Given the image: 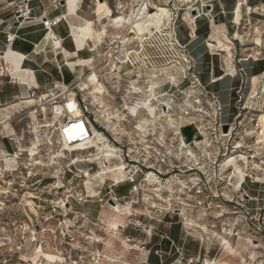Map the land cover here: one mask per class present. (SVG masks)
I'll use <instances>...</instances> for the list:
<instances>
[{
  "label": "rangeland",
  "instance_id": "374dc122",
  "mask_svg": "<svg viewBox=\"0 0 264 264\" xmlns=\"http://www.w3.org/2000/svg\"><path fill=\"white\" fill-rule=\"evenodd\" d=\"M24 1L0 0V15L10 18L8 22L21 21ZM35 1L47 13L62 5L59 0ZM131 1L80 0L77 11L86 20L78 13L71 19L84 23L76 37L82 42L90 38L92 48L83 50V59L68 61L74 64L72 70L66 68L68 79L59 68H53L59 74L57 82L35 89L34 94L40 97L59 85L67 88L65 95L55 101L49 97V105L44 107L22 109L0 126V152L14 154L19 144L23 150L16 160L17 172L3 173L0 178V264H112L111 260L113 264H264V73L251 77L244 65L264 64V8L261 14L250 15L243 9L239 25H235L232 15L219 17L216 7L211 13L217 0H201L204 7L193 18L192 30L200 28L203 35L207 27L209 33L200 43L196 32L188 36L183 22L190 13L188 4L150 0L153 5L167 3L173 20L167 33L178 26L181 46L174 45L175 36L172 43L165 35L163 42H151L142 61H135L125 58L126 52L138 51L137 42L128 35L129 26L115 31L108 18L99 21L96 13L99 2L110 11V20L122 13L128 16L139 0ZM103 26L106 36L95 42L89 31L101 32ZM125 35L127 44L118 43ZM258 36L262 46L256 51L253 43ZM212 42L214 49L208 47ZM203 49L222 77L206 72L207 61L190 53ZM255 52L259 55L254 56ZM58 59L65 64L62 56ZM112 65L119 70L113 72ZM92 74L104 89L98 101L89 94L91 86L79 90L81 76ZM150 80L156 85L158 112L163 109L172 116L171 126L165 118L143 124L150 110L141 108ZM56 92L62 95L65 90ZM68 93L77 95L90 125L116 149L125 165V183L117 185L108 175V180L96 183L98 196L93 198L87 197L84 173L94 174L104 167L101 161L85 162L95 152L57 156L62 148L56 128L62 119L53 114V107ZM44 124L51 127L37 128L38 136L33 134L36 126ZM224 125H228L226 133ZM201 129L207 130L209 144L203 141ZM238 146L242 148L236 149ZM189 151L196 162L188 157ZM35 153L32 159L29 155ZM230 159L241 168L249 165L238 189V179L223 168ZM150 172L173 190L163 193L161 201L154 192L143 191L150 188L143 182ZM133 188L136 194H131ZM111 199L121 205L128 203L129 215L117 220L108 207ZM114 222H120L118 231L110 226ZM111 233L136 249L125 252Z\"/></svg>",
  "mask_w": 264,
  "mask_h": 264
},
{
  "label": "bare ground",
  "instance_id": "6f19581e",
  "mask_svg": "<svg viewBox=\"0 0 264 264\" xmlns=\"http://www.w3.org/2000/svg\"><path fill=\"white\" fill-rule=\"evenodd\" d=\"M134 1L135 0H133L131 2L133 3ZM59 2H61V1L59 0ZM136 3H137L136 5L131 6V9H130L128 16H125L122 13V14H119L118 17H116L115 19L110 20V18H109V17H111L109 15L110 11L106 7H104V9L102 10V12L99 16L100 20L108 18V21H111V23H112L111 24V26H113L112 29H114L116 31L123 28L124 25L129 26L128 35H130L132 37V40L135 41V43L137 42L138 51H133V52H128V53L126 52L125 58L132 57L135 61H139V60L142 61L141 59L143 58L142 54L144 52V49L147 47L152 48V46H151L152 41L163 42V36H165V35L170 38L169 41L172 43L174 41L173 37L175 36L174 45L176 47L181 46V42L178 39V31H179L178 26H174V30L172 29V32L167 33L168 30L170 29L169 26L172 25L171 23L173 21L172 20V14H171L172 12L169 9V6L167 5V3L163 2V4H158V5L154 4L153 5L150 0H139ZM176 3H178L180 5L185 4V3L188 4L190 7L188 8L187 11L189 12V10H191V9H197L199 15L201 14V11L204 7V2L201 0H176ZM97 6L100 7L101 4L99 2H97ZM242 7H243V4L241 1H239V2H236L234 8L232 9V22L234 21L233 24H235V25H239V22L241 20ZM119 9H122V8H119ZM248 11H250V9H248ZM189 15L190 14L187 13V17L184 16L185 19L183 20V22L185 23V28H187L188 32H189L188 36L193 34L194 30H192V25L195 26V21H196ZM62 20H63V18H60V19L57 18V24ZM105 28L106 27L103 26L101 32L100 31L96 32L95 30L90 29V31H89L90 36L94 37V39L96 37L99 41H102L103 38H105V36H106ZM236 35H238V34H236ZM125 37H126V35L123 36L122 38L121 37L119 39L117 38L118 39L117 42L120 44H123V45L127 44L128 39L125 40ZM89 40L90 39H87V41H84V43H85L84 47L87 51L89 48H92ZM48 41L55 42L56 44L59 45V40L57 38H52V35L50 33L46 36L44 43H48ZM253 45L256 46V51H258L257 49L261 48L262 40H261L260 36H258L256 39H254ZM208 47L210 49H214L215 48L214 42L209 43ZM90 51H91V53H93L92 51H94V50L92 49ZM256 55H259V52H255L254 56H256ZM250 57L252 58V56H250ZM121 63L124 64L125 61L124 62L122 61ZM116 70H119V68L115 65H112V71L114 72ZM8 71L10 72L9 67H8ZM162 74H161V76H162ZM83 77L84 76H81V78L79 79L80 80L79 90L84 91V90L88 89L89 86H91L92 88L89 89L90 90L89 94L92 96V98L95 101L100 100V97L103 95L104 89H103V86L100 84L97 76L95 74H92V75L87 76L84 79H83ZM148 84H149L148 89H146L144 91V94H146V97L142 101V107L141 108L142 109H148L149 108L150 110H149V114L147 116L148 118L146 120H143V124L151 123L152 120H158L160 118H165L166 123H168L171 126V124H173L172 116L171 115L167 116V114L165 115L163 109L162 110L160 109V112H158V108L161 106L159 105V107L157 108L158 98L156 97V89H155L156 85H155V83L152 80H150V82ZM36 89H39V88H36ZM59 89L64 90V87H60L59 85H55L53 87V89L49 90L45 94L40 95V97L32 96V95H30V92H29V93H27V98L16 99L14 102L0 107V120L2 121V122H0V126L6 125L8 122V119L14 113H18V111H20L22 109H27L29 107H33V106L38 105V104H40L41 106L44 107L45 105H49V100L51 101L52 99L53 100L60 99L62 96L65 95L66 90L62 95L57 94L58 92L53 93V91H55V90L59 91ZM49 97H50V99L47 101V99ZM62 109H64V107H62L61 105H59V106L56 105V107L53 110V114L57 113V114H59L58 117H61ZM131 113L135 114L136 110L132 109ZM112 119H113V117H108V120H112ZM108 120H106V121H108ZM150 120H151V122H149ZM107 123L110 124L109 121ZM60 124H62V122L59 123L58 125H60ZM49 127H51V125H46V124L38 125L34 128L33 134L35 133L38 136L39 131L37 132V130H36L37 128L46 129ZM90 128H91L92 135L89 136L88 140L82 141V142H77V143H74L73 145H70V146L61 145L62 149H60V153L57 152L59 154L57 156H63V154L66 152H84V151H87L90 149L95 152V154L88 156L89 159H87L85 162L94 164V163H98L99 161H101L104 164V167L98 169L94 174H87L88 172L84 173L85 188H86V192L88 194L87 197L93 198L98 193V189H96V187H95L96 183L98 184V182H103V180H105V179L108 180V178H109V177H107L108 175L112 176L111 178L113 180H111V181H113V183L115 182L117 185L125 183L124 179H126V177L123 173V171H125L124 162L117 155L116 149H114V147L110 146L108 144L107 140L103 137V135L99 131H97L92 125H90ZM201 131H203V134L201 133L203 135V138H204L203 141L206 144H209L208 139L206 138L207 136L205 134V132L207 130L201 129ZM230 132H231V130H230ZM67 133H68V135H70L72 137H77V136H80L81 130L77 127L72 126L70 128V130L67 131ZM261 134H262V137L264 139V129L262 130ZM221 136L227 137L229 135L225 136V135L221 134ZM37 141H39V140H37ZM37 143L38 142H36V144ZM210 147H211V145H208V148H210ZM241 148H242L241 146H238L236 149H241ZM18 149H19L18 152H15L14 154H5V155L0 154V164L2 166L0 168V178L3 179V175H4L3 173L11 174L13 172H17L16 160L19 159V156L21 155L20 152H23L20 144L18 145ZM29 156H31V158L33 159V157L36 156V153L30 154ZM188 157H191L194 162L197 161L195 159L194 155L190 151L188 152ZM74 162L77 163L78 160H75ZM75 163H73V164H75ZM196 165L200 166L199 163H197ZM223 168L226 169L227 171L228 170L232 171V173H230V176L236 177L238 179V184H237V186H235L236 189L239 188V186H240L239 184L240 183L242 184L244 178L246 177V173H247L246 171L250 170L249 165H247V163H245L241 168V166H237L235 164L234 159H230V161H228V163ZM200 169H202V168H200ZM81 173H83V172H81ZM144 177H145V179H143V182H145V184H147V186L150 188H149V190L147 189V190H143V191L154 192L156 194L155 198L157 200H160V201L162 200L163 193H165V192L170 193L173 191L172 188H170V187H166V186L164 187L162 180L157 176V174H154L153 172L146 174V176H144ZM193 182H195L194 185H196V186L199 185L198 183H196V181H193ZM170 183H172V182H170ZM136 193H137L136 190L133 188L131 190V194H136ZM3 194H6V193L2 192V195ZM111 200L113 201L114 204H112V205L108 204V207H109L110 211H112V213H114V217H116L115 214L120 215L121 217H124V216L126 217L127 215H129L130 207H129L128 203H126L125 205H121V204H118L117 202H115L114 199H111ZM152 207L155 208L156 206L152 205ZM120 219H117V220H120ZM119 223L120 222L110 223V226H111L113 231H118ZM186 225L191 227V223L189 224L187 222ZM117 235L118 234H116V233L114 235L111 233V237L115 240H118ZM117 242L122 245L125 252H127V251L131 252L130 250L136 249V247L130 248L127 245V242H124L122 240H118ZM223 242L226 245L228 244L224 240H223ZM111 262L114 263L115 261L111 260ZM207 264H215V263H210L207 261Z\"/></svg>",
  "mask_w": 264,
  "mask_h": 264
},
{
  "label": "crops",
  "instance_id": "0c3cea01",
  "mask_svg": "<svg viewBox=\"0 0 264 264\" xmlns=\"http://www.w3.org/2000/svg\"><path fill=\"white\" fill-rule=\"evenodd\" d=\"M27 1L28 0H25L24 4L27 3L28 7L32 9L31 18L29 20L23 19L21 21L16 20L8 22L10 18H5L0 15V65L5 63L10 69V72L0 78V107L10 104L16 99L27 98V93L33 89L35 90L36 88H47L51 86L52 83L57 82L59 77L58 72L68 79L69 75L66 68L72 70L71 67L74 65L68 61L72 58L83 59L86 53V51H83L85 50L84 41L90 39L84 38L86 40L83 39L82 42V40L79 39V36L76 37V33L82 31V29L85 28V25L77 19H71L73 13H78L79 16L80 10L77 11V9H79L80 0L78 1V4H75L76 0L61 1L62 5L53 8L48 11V13L41 12L42 8L38 6V3L35 0ZM215 1L216 0H214V2ZM239 1L243 4L242 11L243 9L246 11L250 9L249 15L250 12H253L254 14L260 12L259 14H261L263 11L264 0H217L215 5H211V13L213 14V12L217 11V16L225 18L227 15H232V9L236 2ZM215 7L216 11L214 10ZM103 9V5L96 7L97 18L99 21V15ZM44 15L47 18H63V20L47 33L41 25ZM80 15L83 17V14ZM81 16H79L81 20H86ZM225 25L227 28L226 22ZM206 29L208 30L207 27ZM207 30L204 34L209 33ZM49 33L52 35V38H57L59 40V45L51 41L44 43V40ZM13 34H15V40L11 44H8L6 38ZM197 34L199 35L197 42L203 43L206 36L200 34V28L196 29V37ZM97 40L98 39L95 37V42ZM89 41L90 44L93 42L91 40ZM189 46L191 49V45ZM148 48L149 47L144 49L143 56L148 55ZM190 53L195 58H198V55H201L202 59L207 61L208 64L212 63L211 67H208L205 62L206 68L204 69L206 72L210 71V74L216 78L222 77L219 69L215 70L213 67V58L211 57L210 60H207L208 56L205 49L201 50L199 53L194 51H191ZM60 56H62V59L65 62L64 65L60 64L61 62L58 59ZM50 62H53L54 65H49ZM80 62L82 61H77L78 64H81ZM244 65L248 75L251 77L264 73V64H260V62H249ZM53 68H57L56 71L59 68V71L56 72ZM222 80L223 78L219 81ZM219 81L212 84H218ZM112 215L114 216V213H112ZM115 216L116 219H122L125 217L116 214ZM146 264H148V261ZM149 264L156 263L150 262Z\"/></svg>",
  "mask_w": 264,
  "mask_h": 264
},
{
  "label": "built area",
  "instance_id": "2783aa9c",
  "mask_svg": "<svg viewBox=\"0 0 264 264\" xmlns=\"http://www.w3.org/2000/svg\"><path fill=\"white\" fill-rule=\"evenodd\" d=\"M22 12L23 14H21L19 18H22V20H29L31 18L32 9L28 8L27 3L24 5V9ZM41 25L43 29L48 33L54 26L57 25V18H47L44 15ZM195 32L196 31L193 32V36H195ZM6 40L8 44H11L15 40V34L9 35ZM8 72V66L5 63L1 64L0 78H2ZM66 89L67 88L64 87V90ZM34 94L35 90H31L30 95L35 96ZM52 101L55 100L52 99ZM60 103V105L64 107V109H62L61 112L62 124L58 125V127L56 128L57 141L61 145L70 146L74 143L88 140L89 136L92 135L90 123L86 116V108L81 105L80 101H78L77 95H75V93H68L67 96L63 98ZM54 104H56V102H54ZM54 108L55 107H53V110ZM217 111H221L220 106L217 107ZM72 126L77 127L81 130L80 136L72 137L68 135L67 131H69ZM1 139L3 140L5 139V137H2ZM0 154L5 155L9 153L0 152Z\"/></svg>",
  "mask_w": 264,
  "mask_h": 264
},
{
  "label": "water",
  "instance_id": "95a60500",
  "mask_svg": "<svg viewBox=\"0 0 264 264\" xmlns=\"http://www.w3.org/2000/svg\"><path fill=\"white\" fill-rule=\"evenodd\" d=\"M207 8H209V7H207ZM189 14H190V16L192 18H194L195 16H197V10L196 9H191ZM227 129H228V125H224L223 126L224 133L227 132ZM108 203L111 204V205L114 204L112 200H108Z\"/></svg>",
  "mask_w": 264,
  "mask_h": 264
}]
</instances>
